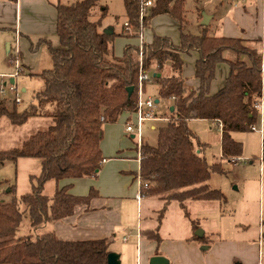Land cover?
I'll list each match as a JSON object with an SVG mask.
<instances>
[{
	"label": "trees",
	"instance_id": "trees-1",
	"mask_svg": "<svg viewBox=\"0 0 264 264\" xmlns=\"http://www.w3.org/2000/svg\"><path fill=\"white\" fill-rule=\"evenodd\" d=\"M100 1L71 0L64 4L58 0L59 43L55 46L40 41L47 42L53 62L52 68L38 75L43 88L24 109L17 104L10 108L0 99V117H7L12 124L21 125L37 116L52 121L21 146L0 149V166L17 163L23 157L41 159V172L31 177L30 192L17 195L16 185L4 181L10 199L0 194V264H108L111 250L106 238L68 240L54 231L38 233L47 224L71 216L77 206L89 204L98 195L95 188L88 195H73L67 185L49 196L44 193L46 182L98 177L104 159V126L117 123L123 113L137 107L140 47L127 44L123 55L115 54V38L131 34L128 30L107 33L102 29L108 7ZM123 1L131 30L138 34L139 0ZM185 1L156 0L144 19L147 27L156 15H171L180 23V41L174 43L170 37L155 33L152 42L143 45L144 68L155 66L156 75L151 79L159 84L158 98L171 99L174 109L165 114L167 122L159 127L157 144L143 143L139 174L148 183L143 192L164 200L160 222L168 204L177 200L196 230L198 221L191 218L186 201L227 202L225 193L212 188L208 181L212 172L225 173L223 164L227 160L241 156L242 144L232 133L252 130L258 121V106L264 101V53L244 39L210 34L206 26H201L198 33L188 31ZM94 13L96 20L90 18ZM193 51L198 53L194 74L199 81L197 88L189 87L183 75V55ZM228 51L235 57H225ZM222 63L228 65L229 74L225 84L211 93L217 67ZM131 86L134 91L129 94ZM192 119L221 123L222 156L217 162L207 160L203 153L206 143L190 127ZM24 215L35 234L17 236ZM149 235L161 243L159 226ZM199 237L194 234L192 238Z\"/></svg>",
	"mask_w": 264,
	"mask_h": 264
},
{
	"label": "crops",
	"instance_id": "crops-1",
	"mask_svg": "<svg viewBox=\"0 0 264 264\" xmlns=\"http://www.w3.org/2000/svg\"><path fill=\"white\" fill-rule=\"evenodd\" d=\"M205 1H185V7L188 2H198L195 11L191 12L190 19L187 14L186 27L188 31L198 33L201 26H206L210 34L244 39L250 47L264 53V13L260 0H213L210 5H206ZM56 2V0H0V32L3 34L2 38L7 45L8 55H12V36L17 34L25 36V40L24 37L21 40V47L26 44L31 53L26 59L27 63H24L22 71L29 70V74L34 76H38L43 70L53 66L47 42L40 41L46 40L55 46L59 43ZM199 8H201L200 11H198ZM18 12L20 13L19 20ZM38 15L45 20L38 21V27L33 29L32 23L37 21ZM18 29H20L19 32ZM105 29L118 33L111 28ZM123 31H127L124 25L119 33ZM129 32L131 35L126 38L127 43L139 42L138 34H133L132 30ZM155 33L171 37L174 43H179L180 23L167 13L156 15L152 18L150 25L144 29L145 42H152ZM224 55L227 58L235 57L234 53L229 51L225 52ZM197 58L198 53L194 51L183 55V75L187 79L186 84L191 88H197L199 85L198 79L194 76ZM7 62L9 63V60ZM170 64L169 62L167 65L166 73H169ZM152 68L155 70V66ZM6 71L5 68L0 69V73H7ZM192 74L194 80L190 81L188 78ZM228 74V65L219 64L216 77L211 84V93L217 92L225 84ZM149 83L154 84L153 86L157 91L155 100L158 99L157 103H159V84L154 79H150ZM22 90L25 91L26 89L23 88ZM169 100L171 101V108L173 106L172 100ZM130 120H132L130 113L125 112L120 116L117 123L104 126V137L101 141L104 159L98 177L64 178L59 181L52 179L46 182L44 193L49 196H52L57 188L67 185H70L69 193L73 195H88L91 188H95L98 195L94 196L89 204L77 206L71 216L47 224L44 228L39 229L38 233L54 231L60 238L68 240L106 238L110 243V250L120 255L121 264L125 258L127 259L126 264H152L150 260L156 255L164 256L167 260L166 264H264V160L259 158L257 175L252 177L251 174H247L244 177L243 186L238 187V189L243 188V197L247 198L253 194L254 187H258L259 220L256 231L248 233L250 229L248 225L243 230L247 232L240 233L238 230L239 232L236 233L235 231L239 226L223 224L211 228L210 234L203 231L199 239H193L196 230H199L200 218L191 216L198 221L196 230L193 229L191 223V230L183 236L168 235L166 237L160 235L162 241L158 244L149 235L158 225L155 223L148 224L141 217L146 207L150 212H155L164 206V200L159 196L143 192L144 187H140L138 175L141 159L138 158L134 134L126 131V124ZM157 120L159 118L147 122ZM210 121L217 124L220 129L219 121ZM50 124L48 123V126ZM150 127L156 129L155 124H151ZM120 130L122 135H119ZM221 137L222 131L220 129V158L222 156ZM232 159L237 160L233 162ZM232 159L226 162L230 161L234 165L246 162L239 157ZM16 164L22 166L23 174L28 176V183L18 187V189L24 188L20 191L21 194L30 192L31 177L37 176L41 172V159L23 157L19 158ZM7 181L8 184L16 185L17 192V176L14 177V181ZM8 190L7 186L6 191ZM189 201L196 200H188L186 205ZM197 201L205 202V204L217 202L219 204L218 212H225L219 201ZM223 231L228 234L223 236ZM203 236H206L205 239L202 238ZM116 240H120L117 250L111 248V244L115 243Z\"/></svg>",
	"mask_w": 264,
	"mask_h": 264
},
{
	"label": "rangeland",
	"instance_id": "rangeland-1",
	"mask_svg": "<svg viewBox=\"0 0 264 264\" xmlns=\"http://www.w3.org/2000/svg\"><path fill=\"white\" fill-rule=\"evenodd\" d=\"M60 1L64 4H68L71 2V0ZM205 2L206 5H210L212 4L213 0H206ZM196 3L198 4V2ZM196 3L188 2V4L186 5L189 19L191 12L195 11ZM100 4L108 7L107 15L102 21V29L111 28L119 33L122 30L125 21L127 20L124 1L101 0ZM90 18L92 20H96L98 16L96 13H94V15H92ZM19 19L20 13L18 12V20ZM36 20L37 21H33L32 23L31 27H33V29L35 27H38V21L45 19H43L42 16L38 15ZM19 31L20 29H18V32ZM2 35L3 34L0 32V69L5 68L7 70V73L5 74H17L15 82L21 95V102L17 103V106L19 109H24L31 102L35 101V94L37 91L43 88L44 82L40 76L29 74V70L18 72L15 63L16 59H18L19 62L23 64L22 68L24 69V63H27L26 59L31 53V50L27 49L26 44H24V47H21V40L23 37L25 40V36L19 34L12 36V55L9 56L7 52V45L4 43ZM126 38L127 37L124 36H117L115 38L114 52L116 55H123L125 48L124 46L125 44H128ZM138 43L139 42L137 41V43L129 44L138 45ZM30 59L32 58L30 57ZM7 60H9V63L7 62ZM150 72L151 75H153L154 69L152 67L150 68ZM188 80H194L193 74L188 78ZM153 85V83L148 84V82L145 84V97H152L156 99L157 91ZM23 88H25L26 90L23 91ZM7 98L10 99L11 95L7 94ZM6 104L11 108L14 103L9 100L6 102ZM170 106L171 101L169 99L161 98L159 103H157L156 116L159 118V120L149 121L145 123L143 129V143H149L150 145L157 144L159 127L163 126L167 122L164 117L165 114L169 112ZM51 122V119L48 117L37 116L35 118H30L24 124L15 125L12 124L7 117H1L0 149H10L21 146L24 140H26L29 136H31L38 130L46 129L48 123ZM151 124H155L156 129H151ZM189 125L195 131L199 140L206 143V147L203 153L205 154L207 160L210 163H214L220 160V129L218 128L217 124L206 119H192L189 122ZM254 125L256 129L236 131L233 133V137L236 140H239L243 147L242 154L239 158L245 160L246 162H241L237 165L230 163V161L225 162L223 164L225 173L212 172L211 177L208 181L209 185L212 188L221 189L227 196L228 201L222 204L225 212H218L219 204L217 202H213L214 204H205V202L197 200L188 202L187 208L190 215L194 218H200V227L198 229L206 231L208 234L211 233V228L221 226L223 224H227V226H232L234 224L236 226H239V228H237L235 231L236 233L239 232L238 230H240V233L247 232L243 230L244 227H248V225L250 226L248 233L256 231L259 220L258 187H254V192L250 198L243 197V188L241 187L240 189H238V187L240 185L243 186V180L244 177L247 176V174H251L252 177L257 175L259 158L264 154V103L261 108L258 121ZM119 135H122L121 130L119 131ZM126 141L128 140L126 139ZM136 149H138L137 146ZM252 161L254 163H251ZM21 167L22 166H18V164L12 162L0 166V188L2 190L1 197L3 199H10V194H7L5 192L7 190V185L4 183L5 180L14 181V177L17 176V195H20V191L24 190V188L18 189V187L23 186L25 183H28V176L27 174H23L24 169ZM162 208L163 207H160V209ZM160 209L155 212H150L146 207L141 217L148 224H157L159 226L160 235L166 237L168 235L183 236L191 230V221L188 217L185 216L184 211L177 200H172L168 204L161 222L159 221ZM31 234H35V230L31 227L28 216L24 215L22 217L20 230L17 233V236ZM227 234L228 233L224 231L222 233L223 236ZM119 245L120 240H116L115 243L111 244V248L117 250L119 249ZM126 260L127 259L125 258L123 264H126Z\"/></svg>",
	"mask_w": 264,
	"mask_h": 264
},
{
	"label": "built area",
	"instance_id": "built-area-1",
	"mask_svg": "<svg viewBox=\"0 0 264 264\" xmlns=\"http://www.w3.org/2000/svg\"><path fill=\"white\" fill-rule=\"evenodd\" d=\"M245 1V0H243ZM156 0H139V47H140V58H139V75H138V103L134 111L129 112L132 120L128 121L126 124V131L134 134L136 139V145L138 147V158L142 159V145H143V129L144 125L148 120L158 119L156 116L157 102L155 98L145 97V84L151 79L152 75L149 69L144 68L143 58H142V49L145 43L144 39V19L149 14L151 8L155 5ZM263 5L264 13V0H260ZM125 30H131L129 21H126L124 24ZM18 72H22V64L18 59L15 61ZM16 75L17 74H5L0 73V99L11 101L14 104L21 102V95L17 88L16 84ZM13 80V81H11ZM7 94L11 95V98H7ZM261 104L258 106L259 109L262 108ZM219 127L221 128V123L219 122ZM251 129H256L255 125L251 126ZM237 159H232L233 162H236ZM261 160H264V154L261 157ZM140 182V187H147L148 183L143 182L140 174L138 175ZM2 190L0 188V194Z\"/></svg>",
	"mask_w": 264,
	"mask_h": 264
},
{
	"label": "water",
	"instance_id": "water-1",
	"mask_svg": "<svg viewBox=\"0 0 264 264\" xmlns=\"http://www.w3.org/2000/svg\"><path fill=\"white\" fill-rule=\"evenodd\" d=\"M105 31L107 33H112V30H108V29H105ZM154 76L156 75V73L153 74ZM160 74H158L159 76ZM13 81V80H11ZM134 91V87H129L128 88V92L129 94H132V92ZM156 102H158V99L156 100ZM174 109V107L172 106L170 108V110L172 111ZM199 152V150H198ZM196 234L198 236H201L203 234V230L199 229L198 231H196ZM150 262L152 264H166L167 260L164 256H161V255H156V256H153L150 260ZM108 264H121V261H120V255L116 252H110L109 255H108Z\"/></svg>",
	"mask_w": 264,
	"mask_h": 264
}]
</instances>
